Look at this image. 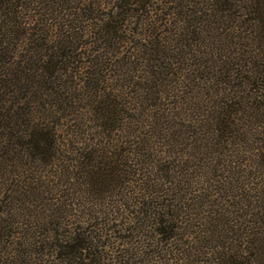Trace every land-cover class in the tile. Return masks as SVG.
<instances>
[{
  "label": "rangeland",
  "instance_id": "rangeland-1",
  "mask_svg": "<svg viewBox=\"0 0 264 264\" xmlns=\"http://www.w3.org/2000/svg\"><path fill=\"white\" fill-rule=\"evenodd\" d=\"M116 4L0 0V264H217L229 245L254 257L264 0H151L104 46ZM67 36L74 60L52 75ZM98 102L121 111L115 124ZM33 133L49 140L43 158L25 148ZM74 234L95 257L60 260Z\"/></svg>",
  "mask_w": 264,
  "mask_h": 264
},
{
  "label": "trees",
  "instance_id": "trees-1",
  "mask_svg": "<svg viewBox=\"0 0 264 264\" xmlns=\"http://www.w3.org/2000/svg\"><path fill=\"white\" fill-rule=\"evenodd\" d=\"M17 1L18 0H6V1L2 0V2L4 4H6V9H9V6H11V4L14 6H17ZM150 1L151 0H117V4L114 6V11H115L114 16L110 18L112 20H109V22L104 23L103 26H97V28H98V32H97L98 39H96V40L97 41H103L104 46L115 43L116 41H118L120 38L119 34L121 32L120 31L121 28H122V31H124L125 24L129 23V18L133 14H137V15L144 17V13H145L146 9H148L150 6L149 5ZM79 17H80V15H79ZM78 31L81 32L80 30H78ZM154 31L152 29H150L149 31H147L146 34L148 36H153L152 33L154 34ZM66 38L67 39H62L61 43L58 45L59 46L58 51H62L63 53H59L57 51L56 55L52 57V58H54V61L51 62V63H53L52 69H51L52 72L50 73L52 75L58 71V68L56 67V63H62L61 61H64V62L67 61L68 62V60L71 62L74 60L73 53L76 50L75 45H73L74 42H72L74 40H70L71 41L70 42V41H68V36ZM159 44H161V43H159ZM152 46H153V49H152L153 52H156V54H158V53L162 54V51L160 50L162 47L159 46L158 43L152 44ZM55 49H57V48H55ZM44 50H46V49H44ZM1 52L2 51H0V54H1ZM157 67L159 68V65H157ZM157 67L153 66L151 68H152V70H154V69H157ZM2 68H4V67L3 66L0 67V70L3 73ZM150 73L156 74L155 71H152V72L150 71ZM260 75H262V74H260ZM2 78H3V75L0 74V86H3V89H1V90L5 94L6 93L5 88L8 89V85L6 83L7 82L6 79H2ZM96 81L98 82L100 80L95 78L94 82H96ZM3 95H0V97ZM98 103H99V105H98L99 108H97L96 110L100 114L99 122L102 121V122H107V124L108 123L109 124L110 123L115 124L117 122V118L121 115V114H119L121 111L119 110L120 112H118V109L117 110L115 109V107L117 108V106H115L114 103H111V102L110 103L98 102ZM109 108H111L112 112L116 111L115 113H113L114 116L110 115V110L107 111ZM106 114H108V116H106ZM0 116H3V115L0 113ZM115 116L117 118H115ZM107 131L108 130H106V132ZM48 141L49 140H48V138H46L45 135H43L41 133H33V135L29 136L28 141L26 142L25 148H28L32 153L36 154L39 157L41 156L43 158V156H45V154H46V150H48L51 147V145H50V143H48ZM260 158H261V162L263 163V166H264V153H262ZM263 200H264V196H263ZM145 204L146 203H144V202L141 203L142 207ZM145 207L147 208V205ZM138 213H139V210H138L137 214ZM162 217H163V215H162ZM254 217L256 218L257 222H250L251 225L254 226L252 228L256 229V231L260 228V225H261V228H264V226L261 223L262 221L264 222V203H263V205H258V207L256 208V213H255ZM168 223H169V221H167V219L162 220V219H159L158 217L156 218L154 216V224H155V226H157L153 230L154 235L158 236L159 238L165 237L166 240L169 238H172L171 236H167V235H169V233L172 232V230L175 232L176 229L173 227H170ZM231 230L233 232L234 228H232ZM168 231H169V233H168ZM258 234L264 235V231L262 233H258V232L251 233L252 237H254V238L257 237ZM209 235L214 237V234L212 232ZM79 238H80V236L74 234L71 237H68V238H65L64 240L59 241L61 244L59 245V247H57V250L62 251V257L61 258L59 257L61 261L64 262L65 260L63 258L67 257V259L69 258L68 260H79V261L81 260V262H84V261H87L89 259V257L91 258V256L95 257V253H94L95 251H94L92 243L90 242L89 244H91V245H89L86 243V241H84L85 239H83V238L79 239ZM254 238L250 239V241H247L249 246L246 249L247 252H249L248 251L249 248L252 249L254 252L253 253L254 257L248 256L249 253L247 254V256L242 255L241 251H238V250L236 251L235 248H232V246L229 245V248L226 247L225 251L229 250V253L231 255L229 253H222L221 252L223 254L222 256L224 259H222L223 260L222 262L217 263V264H264V241H256V240H254ZM212 241L219 242L218 240H212ZM220 244L223 247L224 243L221 242ZM238 248H240L239 245H238ZM219 255L220 254H218V256ZM218 256L216 258L217 261L221 259V257H218Z\"/></svg>",
  "mask_w": 264,
  "mask_h": 264
}]
</instances>
